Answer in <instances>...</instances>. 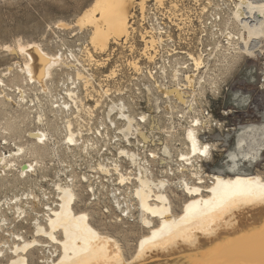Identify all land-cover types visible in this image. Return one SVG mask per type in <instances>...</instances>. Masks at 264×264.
<instances>
[{"label":"built area","instance_id":"1","mask_svg":"<svg viewBox=\"0 0 264 264\" xmlns=\"http://www.w3.org/2000/svg\"><path fill=\"white\" fill-rule=\"evenodd\" d=\"M246 6L264 7V0H169L164 5L153 1L138 8L131 24L137 25L143 47L137 60L126 63L124 70L115 64L105 73L106 64L90 61L83 49L69 52L74 76L69 78L65 97L50 103L65 136L68 123L74 133L75 145H68L65 138L60 145L67 158L63 159L56 147L46 161H28L25 150L17 152L20 146L15 142L13 150L0 153V159L5 158L0 162L1 174L15 171L21 181L35 185L19 199L23 205L19 204L20 211L15 207L17 218L25 220L29 212L34 216L32 226L45 221L58 204L57 186L68 184L74 190L85 189L90 202L101 204L104 215L122 220L136 212L133 192L140 177L170 181L175 174H182L186 163L179 156L173 159L171 137H183L188 129H194L198 137L220 132L218 119L233 112L225 108L228 100L234 101L228 84L231 67L242 58L259 59L247 53L250 41L247 25L242 23L244 16L234 15L237 8ZM247 22L255 25L259 18L249 17ZM259 29L262 34L257 40L264 46V19ZM76 73L81 78L77 79ZM162 91L177 92L181 101ZM40 118L38 124L44 128L34 133L43 131L46 136L33 141L46 146L52 136ZM152 118L158 129L152 127ZM57 162L62 170L36 179L42 166L54 167ZM12 204L9 199L2 201L7 209ZM37 207H41L40 213L34 211ZM8 230V219L0 216V262L20 243Z\"/></svg>","mask_w":264,"mask_h":264},{"label":"bare ground","instance_id":"2","mask_svg":"<svg viewBox=\"0 0 264 264\" xmlns=\"http://www.w3.org/2000/svg\"><path fill=\"white\" fill-rule=\"evenodd\" d=\"M148 1L94 0L91 6L77 17L76 25L81 30H89V45L94 51L102 53L110 44L127 38L132 5L135 3L142 8ZM152 1L162 5L164 0ZM234 15L237 18L244 16L242 23L247 25V36L250 41L247 53L256 59L264 56V50L259 49L260 44L257 40L262 34L259 28L264 19V7H240ZM249 17L259 18V22L251 25L247 22ZM3 50L21 58V62L15 64L19 65L18 73L22 75V84L25 86L30 84L34 88L37 86L38 91H42L45 95L46 82L51 78L52 71L61 58L48 55L35 43L18 44L14 48L3 46ZM66 66L68 67L67 64ZM10 70L9 67L7 73ZM76 77L79 79L81 75L76 73ZM191 79L192 77H187V80ZM0 84L3 86L1 79ZM15 89L20 94L18 102L27 103L23 97L25 93L23 89L17 86ZM162 92L164 95L172 94L181 101L180 95L175 91ZM9 96L1 89L0 103L6 105L12 102L20 109L21 105L15 103L13 97ZM33 100L35 99H28V103L33 104ZM36 101L34 104L38 102ZM41 121L39 117L38 123L41 124ZM66 126V143L75 145L74 133L69 129L71 125L68 123ZM152 127L154 128L153 122ZM28 136L31 139L41 140L46 135L43 131H38L29 132ZM140 137L144 142L146 141L143 134H140ZM183 139L186 153L183 152L178 156L186 164L180 170L181 177L174 183L186 199L179 211L175 212L166 194L171 182L140 177L133 193L138 212L137 222L145 231L132 248V252H130L131 248L126 251L127 249H124L126 246H122L115 236L94 227L86 211H76L77 197L74 189L71 185L59 184L58 204L51 210L45 223L35 222L29 239L25 240L19 235H13L20 243L13 246L10 258H6L8 261L0 264H33L28 256L35 249L47 248L52 249L50 255L39 260L37 264H264V176L241 170L245 164L255 166L260 162L264 149V125L249 126L240 131L236 136L234 150L228 155V164L224 170L210 175L203 172L201 163H208L212 159L214 147L209 143L201 142L194 129H188ZM33 146L41 147L36 142L32 143ZM24 150L21 146L17 147L19 153ZM177 153H180V150ZM29 154L35 156L36 151L33 150ZM4 159V157L0 159V162ZM10 162L15 165L13 161ZM28 167H32V162ZM23 172L24 168L21 167L19 173ZM185 174L191 179H186ZM6 176L4 178H7ZM206 177L210 180L208 185L205 183ZM1 178L3 179V176ZM85 203V207L89 205V202ZM16 209L20 211L18 206Z\"/></svg>","mask_w":264,"mask_h":264},{"label":"rangeland","instance_id":"3","mask_svg":"<svg viewBox=\"0 0 264 264\" xmlns=\"http://www.w3.org/2000/svg\"><path fill=\"white\" fill-rule=\"evenodd\" d=\"M93 1L94 0H0V79L3 84V86L0 84V91L3 89L8 96L10 95L9 97H13L12 100L16 103L19 101L18 97L20 94L15 88L16 86L20 87L25 92L23 95L27 101V104L18 102L21 105L20 109L12 102L6 103L7 106L5 103H0V153H5V150L7 149L13 150L11 144L12 142H15L17 146H21L25 149V155L27 156L26 160L28 161L40 160V162H44L49 159L51 154L50 151L54 148L56 149V147H58V153L61 157L63 159L67 158V156L60 149L61 141L65 138V133H61V131H64V129L61 128L62 122L57 121V119H55L57 117H53V113L50 112V103H52L53 100L65 97L63 92H65V89L67 88L69 78H73L72 76H74L71 71L72 69L69 66L70 62L67 57L69 52L75 51L76 49L82 51L83 49L90 61H93L95 64L100 66H104L106 64L105 73H107L108 70H110L115 64L119 65L122 67V70H124L126 63L130 60L135 61L139 57L143 47V44L137 35L140 31L136 24H131L130 22L132 19L135 20L138 16V8H141L140 5L134 3L130 9L128 19L130 26L128 28L127 38L119 39L117 42L110 44L109 48L101 53L99 51H94V49L89 45V30H81L78 25H76L77 17L84 10L89 8ZM167 1L169 0H164L162 5L167 3ZM151 3H153V1L149 0L141 9ZM185 8L187 10V7ZM30 43L40 45L41 49L48 55H56L57 58H61V61L54 67L51 78L46 82L47 91L49 93L46 91L45 95L42 91H38L39 89L37 86L34 88L30 84H27L26 86L22 84V75L20 72L18 73L19 65L15 64L20 63L21 58L15 54L10 55L8 52L3 50V46H10L14 48L18 44L25 45ZM259 49L264 50V47L260 46ZM90 56H92V58H90ZM260 57L256 61L243 58L237 60L233 64L234 67L232 66L229 71L228 84L234 94V101L231 100V103L228 100L225 104V108H229L233 112L227 117L218 119V122L221 124L220 132H213L209 135L205 134L200 136L201 142L209 143L215 149V151H213L212 159L209 160L208 163H201L205 174L210 175L211 173L224 170L225 166L228 164V155L230 152H233L236 136L240 131L249 126L264 125V67H262L264 56L262 55ZM9 67L11 70L7 73V69ZM28 92L31 93L29 94ZM36 95L37 98H35ZM32 96L35 100H33V104L31 105L28 104V99H33ZM35 101L39 104H34ZM9 106L11 108H9ZM37 106L39 107L36 108ZM37 113H39V116H42L44 121L45 119L48 121V123L47 121L44 123L47 125L45 127L47 129L49 128V133H52H50L52 135V141L50 143L48 142V145L51 148H49L48 145L32 147V143L34 141L27 136L29 132L34 133L36 130L44 128L38 124ZM20 117H22V119ZM50 120L51 122H49ZM152 122L154 123V129H158L154 118H152ZM56 126L59 128L57 129ZM53 133H56L55 136ZM60 133L61 135L58 136ZM182 139V136L171 137V144H173L171 152L174 160L178 158L179 154L186 151L184 150L185 143ZM59 140L60 142H58ZM4 142L7 143V145H4ZM33 150L36 151L35 156L29 154V152H33ZM179 150L180 153H177ZM262 153L260 162L257 165L249 166L245 164L241 170L245 173H259L264 176V149ZM44 157L48 158L45 159ZM58 164L59 162H57V164L55 163L54 167L46 165L42 166L41 170H38L36 179L46 177L49 174L51 175L53 171L62 170V167H57ZM19 165L20 164H17L16 166L18 167ZM74 171L76 176L79 177L80 173L77 171V167H74ZM185 175L186 179L190 178L188 177V174ZM2 176L3 179L1 178ZM4 176L7 178H4ZM180 177L181 174H175L170 177L169 179L171 183L168 187L169 189L166 190V194L170 199L171 206L175 212L179 211L180 206L186 199L182 191L179 187H177L176 183H174ZM17 178H19V176L15 171L10 172L9 174L5 173L4 175L0 173V216H5V218L8 219V231L11 238L18 233H22L23 238L26 240L29 239L32 234L33 227L31 222L34 219V216L29 212H27L29 215L27 216L25 211V220H20L17 218L18 214L15 212V207L19 206L20 203L23 205L22 200L20 203L18 202L20 201L19 199L23 197L24 193H28L29 189L33 190L32 186L35 185L31 181L25 182L23 180H19L20 178ZM157 178L158 177H155V179ZM205 179V183L208 185L210 182L209 177H206ZM39 185H43L44 189L49 188L45 185V183H39ZM74 191L77 197V200H75L76 211H86L89 214V218L91 220L90 223L93 224L94 227L115 236L122 246H126V248L123 247L125 250L127 249L126 251H128L129 248H134L137 240L145 231L142 225L137 222V209H135L136 212H134L132 216H126L127 218L121 217L122 220L120 221L112 214L104 215L101 212V204L90 202L89 195L85 189L75 188ZM5 199L13 201V204L9 206V209L2 206V201ZM85 202H89V205L86 207L84 205L86 204ZM6 211H8L9 214H6ZM34 211L36 213H40L41 207H37ZM41 223L44 224L45 221H42ZM51 251L52 249L49 248L35 249L28 256V258L33 264H37L39 260L47 258ZM132 251L133 249L130 252ZM10 256H8L7 259H9ZM7 259L2 262H7Z\"/></svg>","mask_w":264,"mask_h":264}]
</instances>
